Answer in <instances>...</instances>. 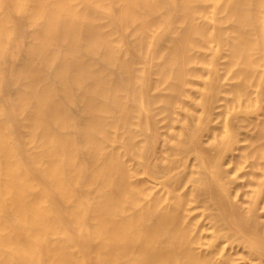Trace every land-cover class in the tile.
<instances>
[{
	"label": "bare ground",
	"instance_id": "6f19581e",
	"mask_svg": "<svg viewBox=\"0 0 264 264\" xmlns=\"http://www.w3.org/2000/svg\"><path fill=\"white\" fill-rule=\"evenodd\" d=\"M0 264H264V0H0Z\"/></svg>",
	"mask_w": 264,
	"mask_h": 264
}]
</instances>
